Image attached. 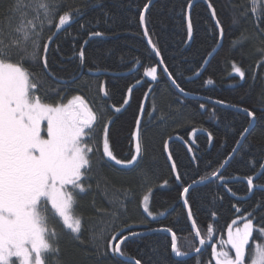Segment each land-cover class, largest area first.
<instances>
[{
	"label": "trees",
	"instance_id": "obj_1",
	"mask_svg": "<svg viewBox=\"0 0 264 264\" xmlns=\"http://www.w3.org/2000/svg\"><path fill=\"white\" fill-rule=\"evenodd\" d=\"M209 2L224 33L221 48L205 71L197 75L209 53L221 42ZM8 3L9 0H0V8ZM145 3L147 0H61L59 14L70 8H80L82 14L57 33L50 44L51 75L42 66L36 69L49 89H66L64 94L68 98L81 94L95 110L103 113L96 135L99 151L94 157L99 161V171L94 167V174L88 180L91 190L78 198L77 212L83 217L79 239L64 230L58 218L53 220L61 232L63 264H133L109 248L110 240L115 245L120 239L117 236L113 240V235H127L129 231L172 228L181 250L199 246L182 200L183 187L193 180L200 181L201 177L207 180L212 172H218L252 120L246 114L195 97L223 101L255 114V122L242 145L221 173L228 180L227 188L216 178L190 190L189 205L196 227L202 235L210 223L218 229L224 228L264 200V187L260 186L264 185L261 168L264 165V53L261 51L264 32L260 31L264 28V16L257 19L251 12V0H193L190 10L188 0H157L151 6L147 13L149 37L176 85L193 96L188 97L160 69L147 43L139 23V13ZM257 7H264L261 0H257ZM246 9L247 17H241ZM189 16L193 25L191 39L187 32ZM234 18H238V23H233ZM18 21V16L10 21L0 17V26L7 33L9 23L14 28ZM88 21L93 26L82 29L80 25ZM88 31H101L104 35L89 39ZM53 32H56L54 26L50 30L45 28L41 45ZM244 36L249 38L243 39ZM84 41H88L86 45ZM81 47L86 57L82 67L78 58ZM233 64L245 72L243 79L233 71ZM153 67L157 70L155 81L145 75ZM58 79L67 83H58ZM208 79L213 83L207 84ZM102 83L109 91L107 98L99 91ZM129 87L132 88L130 96ZM125 98L129 99L127 105L123 104ZM201 104L205 106L203 109ZM116 107L121 111L117 113ZM110 120L114 121L109 126L111 150L125 161L134 156V134L139 127L141 151L132 167H119L103 157L102 126ZM208 133L212 134L211 141ZM169 153L182 176L179 182L169 163ZM257 173L260 176L254 180L255 187L249 194L243 178ZM229 188L237 195L233 196ZM148 192H151L150 210L154 218L148 217L142 206L143 196ZM233 205L241 212L236 213ZM212 211L218 213V224ZM262 214L264 208L256 210L257 217ZM94 235L100 238L93 239ZM216 239L218 236L211 243ZM121 248L123 257L140 259L142 264L149 260L152 264H196V256L181 260L171 253L168 233L136 237ZM210 258L209 243L201 259L207 262Z\"/></svg>",
	"mask_w": 264,
	"mask_h": 264
},
{
	"label": "snow or ice",
	"instance_id": "obj_2",
	"mask_svg": "<svg viewBox=\"0 0 264 264\" xmlns=\"http://www.w3.org/2000/svg\"><path fill=\"white\" fill-rule=\"evenodd\" d=\"M261 2L264 4V0ZM60 3L61 0H9L6 7L0 8V17H6L9 21L14 16L19 17L14 28L9 23L10 30L7 33L3 26H0V264H63L59 245L61 232L56 229L53 220L58 218L62 228L79 239L83 217L77 212L78 198L91 190L92 186L88 180L94 174V167L99 171V161L94 157L99 151L96 135L103 113L95 110L81 94L68 98L64 94L66 89H49L36 70L42 66L43 70L51 75L50 44L57 33L82 14L80 8H70L59 14ZM151 4L152 0H147L139 13V23L143 27L145 37H149V20L146 13L150 11ZM192 7L193 0H188V9ZM208 7L212 9L211 14L222 40L224 29L210 2ZM251 12L260 19L264 16V7L258 8L257 0H251ZM247 15V9L241 13V17ZM107 16L105 13V17ZM187 20L188 37L191 39L193 25L190 16ZM233 23H238V18H234ZM53 26L56 32L48 36L47 41L41 45L45 28L50 30ZM92 26L91 21L80 25L85 30ZM260 31L264 32V28ZM103 35L101 31H88L89 39ZM87 42L84 41V44ZM148 44L159 56L160 52L150 37ZM261 51L264 53V49ZM209 55L211 56V53ZM78 58L80 66H84L86 57L83 47L78 52ZM164 70L167 71V68ZM156 71L154 67L149 68L145 75L155 80ZM233 71L241 79L245 77V72L235 64ZM57 82L67 83L62 79ZM206 83L212 84L213 81L208 79ZM176 86L179 88L178 84ZM99 91L103 97H109V91L103 83ZM131 92L132 88L129 87V96ZM53 96L56 98L53 99ZM128 103L129 99L125 98L123 104ZM200 107L203 109L205 106L201 104ZM115 111L118 113L121 109L116 107ZM243 111L247 116L255 117L252 111ZM112 122L114 121L110 120L102 126L103 157L117 165L134 166L138 159L136 155L125 161L118 159L111 150L109 126ZM137 124L139 125V120ZM247 131L248 128H245L244 132ZM134 136L137 138L136 153L139 154L141 145L138 133ZM241 138L243 139V134ZM212 139V134L208 133V140ZM165 149L167 150V144ZM188 151L192 149L189 148ZM233 152H237V149L234 148ZM232 158L229 156L220 167L224 168ZM168 159H172L171 153ZM171 167L176 172L175 178L181 180L182 176L177 171L176 163L173 162ZM261 168L264 170V165ZM211 176L227 188L228 180L222 174L214 171ZM259 176L260 173H257L255 176L243 178L247 182L249 194L255 187L254 180ZM205 179L206 177H201L200 181L193 180L192 184L183 187L181 193L199 246L191 245L189 251L181 250L172 228H164V232L171 234V253L175 257L183 258L188 257L189 252H194L196 264H264V214L259 217L255 215L257 209L264 208V200L258 201L251 211L232 219L224 228L218 229L210 223L206 233L202 235L196 227L189 197L190 189ZM228 191L233 196L237 195L230 188ZM148 204L149 195H144V211L148 216H153ZM233 208L236 213L241 212L236 205H233ZM211 215L216 218L215 223L218 224V213L212 211ZM140 235L141 233L135 231H129L127 235L116 233L112 239L120 236L119 242L113 245L110 240L109 248L113 253L123 256L121 244ZM217 236L218 239L211 243ZM98 238L100 237L93 236V239ZM209 243L211 258L205 262L201 259L202 251ZM134 264H142V261L134 259ZM147 264H152V261L149 260Z\"/></svg>",
	"mask_w": 264,
	"mask_h": 264
},
{
	"label": "water",
	"instance_id": "obj_3",
	"mask_svg": "<svg viewBox=\"0 0 264 264\" xmlns=\"http://www.w3.org/2000/svg\"><path fill=\"white\" fill-rule=\"evenodd\" d=\"M157 0H152V4L150 5V8H151V6L156 2ZM146 15H147V13H146ZM146 38V40H147V43H148V39H149V37H145ZM221 43H222V40H221V42H220V44L213 50V52H211V56L209 55V57L207 58V60H206V63H205V65L203 66V68L201 69V71L199 72V75H201L204 71H205V69L207 68V66H208V64H209V62L211 61V59L217 54V52L219 51V49L221 48ZM149 45V44H148ZM149 47L151 48V50L153 51V49H152V46L151 45H149ZM154 52V54L156 55V53H155V51H153ZM156 57H157V59H158V62H159V67H160V69L165 73V75L168 77V79L171 81V83L173 84V86L180 92V93H182L183 95H187V94H185L184 92H181L180 91V88H178L177 86H176V83H173V79L171 78V76H170V74L168 73V71H165L164 69L166 68L165 67V65H164V63H161V57H160V55L159 56H157L156 55ZM188 97H193V96H191V95H187ZM195 98H199V99H201V100H203V101H207V102H210V103H213V104H215V105H218V106H220V107H224V108H228V109H232V110H235V111H238V112H240V113H243V114H246L244 111H243V109H241V108H238V107H233V106H230V105H227V104H223V103H218L217 101H214V100H210V99H207V98H204V97H195ZM247 115V114H246ZM251 118V120H252V123H251V125L255 122V117H250ZM251 125H250V127H251ZM250 127L248 128V131L243 135V139L241 138V140L239 141L240 143L237 145V147L235 148V149H237V151L239 150V148H240V146L242 145V143H243V141H244V139H245V137H246V135L248 134V132H249V130H250ZM237 152H235V153H233L231 156L232 157H234L235 156V154H236ZM233 159V158H232ZM231 159V160H232ZM230 160V161H231ZM229 161V162H230ZM174 161H173V159H169V163L170 164H172ZM229 163H227L225 166H224V168H222L219 172H217V173H219V174H221V172L227 167V165H228ZM175 173V177H176V172H174ZM216 178L215 177H211V178H209V179H207V180H204L202 183H198L197 185H195L194 186V188H196V187H199V186H203V185H205V184H208V183H210V182H212V181H214ZM178 182H179V180H177ZM193 188V189H194ZM191 190V189H190ZM182 200H183V198H182ZM184 203V202H183ZM186 208V207H185ZM186 210H187V208H186ZM191 221V220H190ZM191 223H192V221H191ZM195 231V230H194ZM138 233H141V235L140 236H143V235H147V234H151V233H166V232H164L163 231V229H159V230H149V231H146V232H138ZM169 235H171L170 233H168ZM140 236H138V237H140ZM131 240V239H130ZM119 242V241H118ZM125 242H127V241H125ZM124 242V243H125ZM123 243V244H124ZM123 244H121V247H122V245ZM204 249H205V246H204ZM204 249H203V251H204ZM202 251V252H203ZM117 256H119V257H121L123 260H125V261H127V262H132L133 264H134V260L133 259H130V258H126V257H123V256H121V255H119V254H116ZM196 256V254L194 253V252H191V253H189V256L188 257H183V258H180V257H177V258H180L181 260H184V259H190V258H192V257H195Z\"/></svg>",
	"mask_w": 264,
	"mask_h": 264
},
{
	"label": "rangeland",
	"instance_id": "obj_4",
	"mask_svg": "<svg viewBox=\"0 0 264 264\" xmlns=\"http://www.w3.org/2000/svg\"><path fill=\"white\" fill-rule=\"evenodd\" d=\"M147 78H150V79H152L151 77H149V76H147ZM153 80V79H152ZM156 80V79H155ZM155 80H153V81H155ZM138 131H139V127H137V129H136V133H138ZM139 139V138H138ZM136 143H137V138L134 136V155H136L137 157L139 156V154H137L136 153V148H135V145H136ZM139 143H140V141H139ZM138 160V159H137ZM112 162H114V161H112ZM115 163V162H114ZM117 165V164H116ZM117 166H119V167H123V168H128V167H132V166H122V165H117ZM145 195H149V204H148V208H149V211H151L150 210V198H151V192H148V193H146ZM142 206H143V202H142ZM143 210H144V206H143ZM145 212V211H144ZM145 214L148 216V214L145 212ZM239 216V215H238ZM237 216V217H238ZM148 217H150V218H154L153 216H148ZM236 217V218H237Z\"/></svg>",
	"mask_w": 264,
	"mask_h": 264
},
{
	"label": "bare ground",
	"instance_id": "obj_5",
	"mask_svg": "<svg viewBox=\"0 0 264 264\" xmlns=\"http://www.w3.org/2000/svg\"><path fill=\"white\" fill-rule=\"evenodd\" d=\"M237 145H238V144H237ZM236 147H237V146H236ZM233 153H234V152H233ZM233 153H232V154H233ZM232 154H231V155H232ZM231 155H230V156H231ZM221 169H222V168H220V170H221ZM220 170H219V171H220ZM219 171H218V172H219ZM222 172H223V171H222ZM222 172H221V173H222Z\"/></svg>",
	"mask_w": 264,
	"mask_h": 264
}]
</instances>
